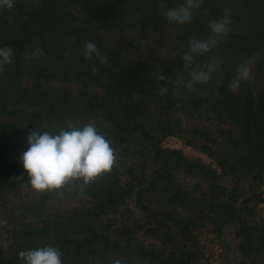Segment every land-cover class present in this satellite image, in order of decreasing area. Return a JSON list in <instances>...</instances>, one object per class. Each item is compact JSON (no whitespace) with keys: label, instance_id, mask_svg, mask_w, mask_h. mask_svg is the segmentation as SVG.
Masks as SVG:
<instances>
[{"label":"trees","instance_id":"1","mask_svg":"<svg viewBox=\"0 0 264 264\" xmlns=\"http://www.w3.org/2000/svg\"><path fill=\"white\" fill-rule=\"evenodd\" d=\"M24 1L16 0L22 12L20 16H11L6 10L0 12V47H11L14 55L13 62L5 65L1 71L0 105H4L1 111L9 116L19 114L23 122L19 127L0 123V138L5 133L18 132L25 139L31 131L59 129L69 119L81 126L94 122L111 141L116 156L123 158L131 149L136 148L141 152L160 144V138L152 133L170 135L173 130L179 131V122L170 117V111L181 108L198 119L217 117L223 122L232 123L237 128V136L227 142L220 154L225 161L228 160L226 165L238 179L244 178L247 173L261 178L264 171V88L254 92L251 83L246 81L238 92L233 93L229 90V84L237 66L242 64L241 59L256 52L264 53V0H203L201 9L196 10L191 23L177 25L174 40L177 68L165 72L170 84L156 80L157 73H165L152 64L122 60L112 55H107V63L101 64L95 56L91 61L86 60L84 50L76 51L64 46L54 48L53 40L26 38L19 30L26 27L25 14H33L35 9L30 1L28 5ZM159 3L160 0H40L39 11L64 9L66 4L79 6L94 22L103 27H112L119 23L118 19L113 18V11L119 9L142 25L160 27L165 18L160 15ZM165 3L167 7H176L183 0H165ZM225 8L230 9L233 21L231 31L221 40L219 48L197 57L200 63L212 56L222 59L220 73L214 74L209 83L196 85V91L181 88L180 94L174 95L177 76L182 74L185 79L188 78L182 60L183 52L188 50V39L207 38L208 23L222 16ZM205 9L210 11L205 13ZM120 24L126 25L125 22ZM16 31L20 35H16ZM178 41L183 42V50ZM37 47L44 52L40 59L23 58L26 51H33ZM66 52L69 53L67 57ZM261 59L264 60V56ZM28 67L34 69V77L43 83L54 79L72 80L79 83L81 89L74 97L62 92L45 93L38 88L36 92L29 93L27 89L15 85L18 69L24 71ZM88 85H103L106 94L101 98L92 97L86 92ZM163 86L168 88V92L161 95L158 88ZM9 103L13 104V110L6 108ZM18 105L24 107L18 108ZM27 149L0 160V183L22 166L19 158ZM126 173L134 175L141 187L148 186L138 164L133 162ZM112 176L111 172L102 175L82 192L93 199L89 210L58 216V220L36 228L23 226L17 234L16 263L22 264L18 258L21 250L51 243L62 251V264H113L116 259H120L122 264H166L167 257L162 252L156 254L152 247L144 246L141 242L132 244L127 237L130 231H126L125 225L111 240L107 236L108 231L96 227L104 213L118 209L123 199L131 197L135 191L131 183H126L123 189L119 185L110 186L107 179ZM168 191L165 192L170 193L168 199L174 202L184 203L188 199L185 195L179 196L177 191ZM230 193V199L223 203L220 219L233 215L232 202L236 198V189ZM124 211L118 210L120 215L126 216ZM105 244L112 249L114 260L108 256L112 254ZM173 248L168 261L177 259L179 264L195 261V254L190 250L180 249L176 244ZM91 255H98L99 259L96 262L84 260V257Z\"/></svg>","mask_w":264,"mask_h":264},{"label":"rangeland","instance_id":"2","mask_svg":"<svg viewBox=\"0 0 264 264\" xmlns=\"http://www.w3.org/2000/svg\"><path fill=\"white\" fill-rule=\"evenodd\" d=\"M29 1L32 3L25 0L24 4L28 5ZM32 5L35 13L25 14L26 27L19 30L26 38L53 40L54 48L64 46L76 51L84 50L85 42L91 41L104 56L152 64L163 73L177 68L178 55L174 49L177 25L166 19L160 27L142 25L132 20L126 11L116 9L113 18L119 23L103 27L79 6L66 4L64 9L40 12V2L38 6ZM6 11L11 16L22 15L17 2ZM120 21L126 25H121ZM15 33L20 35L18 31ZM247 58L241 59L242 63ZM0 77H3L1 71ZM248 81L254 92L264 88V60L260 59L254 66ZM166 84H170L169 80ZM15 85L29 93L38 88L45 93L62 92L73 97L81 89L80 84L72 80L54 79L43 83L34 77L31 67L24 71L18 69ZM86 92L95 98L106 94L103 85H88ZM23 107L18 105V108ZM2 108L4 105H0V123L22 125L19 114L9 116ZM6 108L13 110V104H7ZM170 117L179 122V131L173 130L170 135L152 133L161 141L155 148L141 152L135 148L127 156L117 157L108 183L122 189L126 183H131L135 191L131 197L123 199L118 209L104 213L96 227L108 231L111 240L125 225L132 244L141 242L152 247L156 254L162 252L167 257L166 264H179L177 259L168 261L174 244L195 254L191 264H264V171L261 178L247 173L238 179L226 165L228 160L220 154L227 142L236 138L237 128L217 117L198 119L181 108L171 110ZM27 147V138L22 139L18 132L5 133L0 138V160ZM133 162L139 165L147 187H141L134 175L126 173ZM26 180L22 165L0 183V264H18L15 249L17 234L23 226L36 228L49 224L58 220V216L89 210L93 203V199L78 188L64 189L62 198L54 193L35 195L23 189ZM168 189L188 199L184 203L174 202L168 199ZM233 189H236L233 215L220 219L223 203L230 199ZM118 210L126 212V216L120 215ZM105 246L112 254L110 246ZM108 256L114 260L113 254ZM87 259L96 262L99 256L84 257Z\"/></svg>","mask_w":264,"mask_h":264},{"label":"clouds","instance_id":"3","mask_svg":"<svg viewBox=\"0 0 264 264\" xmlns=\"http://www.w3.org/2000/svg\"><path fill=\"white\" fill-rule=\"evenodd\" d=\"M40 0H32L34 5H39ZM16 0H0V12L11 10ZM203 0H183L176 7H167L165 0H160L158 5L160 15L169 23L185 25L191 23L196 10L201 9ZM205 13L210 11L204 10ZM11 20V18H9ZM233 21L230 18V9L225 8L223 15L208 23L209 36L198 39H188V50L183 52V68L188 73V78L180 74L175 80L174 95L180 94V89L189 92L196 91V85L209 83L214 74L220 73L223 60L212 56L200 63L197 57L211 53L219 48L221 40L231 31ZM183 50V42H177ZM44 55L41 48L26 51L25 60H38ZM69 56V53H65ZM93 56L99 58L101 64L107 63L96 44L86 41L84 44V58L92 60ZM264 56L262 52L253 53L241 65L237 66L231 78L229 90L238 92L241 84L249 80L254 66ZM13 50L9 46L0 47V71L4 66L13 62ZM96 69L93 68V72ZM222 75V73H221ZM156 80L167 81L169 78L162 73L156 74ZM158 92L164 95L168 92L166 86L159 87ZM41 129V128H40ZM28 149L19 158L27 173V180L22 185L25 191L35 195L55 194L63 197L64 189L78 188L81 192L91 183L106 173H110L117 159L111 141L99 131L94 122L84 123L82 126L72 120H66L59 129L31 131L27 137ZM62 251L51 243L42 247L21 250L18 258L22 264H62ZM113 264H122L120 259Z\"/></svg>","mask_w":264,"mask_h":264}]
</instances>
